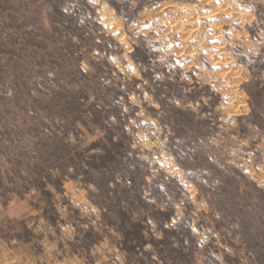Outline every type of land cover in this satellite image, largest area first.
<instances>
[{
	"label": "rangeland",
	"instance_id": "obj_1",
	"mask_svg": "<svg viewBox=\"0 0 264 264\" xmlns=\"http://www.w3.org/2000/svg\"><path fill=\"white\" fill-rule=\"evenodd\" d=\"M0 264H264V0H0Z\"/></svg>",
	"mask_w": 264,
	"mask_h": 264
},
{
	"label": "bare ground",
	"instance_id": "obj_2",
	"mask_svg": "<svg viewBox=\"0 0 264 264\" xmlns=\"http://www.w3.org/2000/svg\"><path fill=\"white\" fill-rule=\"evenodd\" d=\"M214 9V8H213ZM235 15V14H234ZM173 20V19H172ZM215 30V29H214ZM196 34V33H195ZM216 37V36H215ZM220 51V50H219ZM221 52V51H220ZM222 57V56H221Z\"/></svg>",
	"mask_w": 264,
	"mask_h": 264
},
{
	"label": "trees",
	"instance_id": "obj_3",
	"mask_svg": "<svg viewBox=\"0 0 264 264\" xmlns=\"http://www.w3.org/2000/svg\"><path fill=\"white\" fill-rule=\"evenodd\" d=\"M140 244H141V246L144 245L143 243H140Z\"/></svg>",
	"mask_w": 264,
	"mask_h": 264
}]
</instances>
